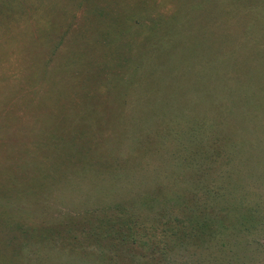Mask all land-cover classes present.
Returning <instances> with one entry per match:
<instances>
[{"label": "rangeland", "instance_id": "1", "mask_svg": "<svg viewBox=\"0 0 264 264\" xmlns=\"http://www.w3.org/2000/svg\"><path fill=\"white\" fill-rule=\"evenodd\" d=\"M262 220L264 0H0V264H264Z\"/></svg>", "mask_w": 264, "mask_h": 264}, {"label": "trees", "instance_id": "2", "mask_svg": "<svg viewBox=\"0 0 264 264\" xmlns=\"http://www.w3.org/2000/svg\"><path fill=\"white\" fill-rule=\"evenodd\" d=\"M226 208H229V210H231V207L230 206H228V205H225L223 208H220V211H224V210H226ZM256 208V207H255ZM251 209H253V208H248L246 211H245V215H243V216H247L248 215V213H249V211H251ZM247 211H248V213H247ZM262 221H264V220H262ZM236 223V222H235ZM236 226V227H235ZM230 226H228V228H229ZM231 228H232V226H231ZM236 228H237V231H238V224L236 223V225H234L233 226V229L234 230H236ZM214 242V245L215 244H217V246H218V248H219V251H223L224 250V252H225V250L226 249H228L229 247H233L234 246V244L232 243V242H230V243H228V242H216V241H213ZM225 255V254H224ZM227 255V254H226ZM219 257H217L216 259H218ZM223 258H224V256H222L221 258H220V260L222 261L223 260ZM223 264H230V262H229V260H227L226 258L223 260ZM240 264H247V261H241L240 262Z\"/></svg>", "mask_w": 264, "mask_h": 264}]
</instances>
